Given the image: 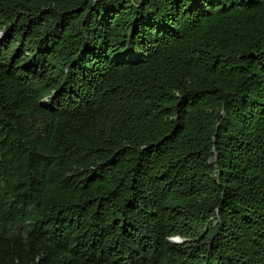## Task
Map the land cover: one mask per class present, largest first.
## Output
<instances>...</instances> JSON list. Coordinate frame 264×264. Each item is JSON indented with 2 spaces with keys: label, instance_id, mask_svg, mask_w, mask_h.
Masks as SVG:
<instances>
[{
  "label": "trees",
  "instance_id": "trees-1",
  "mask_svg": "<svg viewBox=\"0 0 264 264\" xmlns=\"http://www.w3.org/2000/svg\"><path fill=\"white\" fill-rule=\"evenodd\" d=\"M0 31V264H264V0H0Z\"/></svg>",
  "mask_w": 264,
  "mask_h": 264
},
{
  "label": "rangeland",
  "instance_id": "rangeland-1",
  "mask_svg": "<svg viewBox=\"0 0 264 264\" xmlns=\"http://www.w3.org/2000/svg\"><path fill=\"white\" fill-rule=\"evenodd\" d=\"M4 34L3 31H0V37H2V35ZM176 240V239H175ZM176 241H180V239L176 240Z\"/></svg>",
  "mask_w": 264,
  "mask_h": 264
},
{
  "label": "clouds",
  "instance_id": "clouds-1",
  "mask_svg": "<svg viewBox=\"0 0 264 264\" xmlns=\"http://www.w3.org/2000/svg\"><path fill=\"white\" fill-rule=\"evenodd\" d=\"M175 239H177V238H175ZM179 239V238H178Z\"/></svg>",
  "mask_w": 264,
  "mask_h": 264
},
{
  "label": "water",
  "instance_id": "water-1",
  "mask_svg": "<svg viewBox=\"0 0 264 264\" xmlns=\"http://www.w3.org/2000/svg\"><path fill=\"white\" fill-rule=\"evenodd\" d=\"M176 240H178V238Z\"/></svg>",
  "mask_w": 264,
  "mask_h": 264
}]
</instances>
